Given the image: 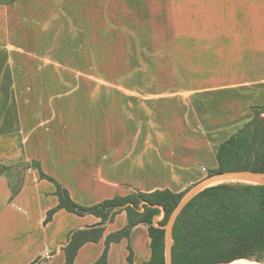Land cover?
Masks as SVG:
<instances>
[{
    "label": "crops",
    "instance_id": "crops-1",
    "mask_svg": "<svg viewBox=\"0 0 264 264\" xmlns=\"http://www.w3.org/2000/svg\"><path fill=\"white\" fill-rule=\"evenodd\" d=\"M262 104L264 0L0 1V163L38 160L79 204L187 189ZM57 203L37 169L13 196L0 175V264H65L68 232L99 218L59 209L44 223ZM126 223L116 214L103 236ZM103 248L86 242L72 264ZM150 257L139 223L107 264Z\"/></svg>",
    "mask_w": 264,
    "mask_h": 264
},
{
    "label": "trees",
    "instance_id": "trees-1",
    "mask_svg": "<svg viewBox=\"0 0 264 264\" xmlns=\"http://www.w3.org/2000/svg\"><path fill=\"white\" fill-rule=\"evenodd\" d=\"M248 109L252 117L217 145V166L208 169V174L234 169L264 171V104L250 105ZM27 168L37 169L40 178L55 185L58 203L47 211L44 223L59 209L99 218L94 225L68 232L62 246L65 264L73 263L83 244L101 238L104 248L94 264H107L110 244L127 238L131 228L139 223L147 226L150 237L151 257L146 264H165L164 226L187 189L180 192L132 189L124 196L115 195L92 205H82L72 200L63 185L44 173L38 160L19 158L0 163V175L8 178L12 196L20 190ZM122 211L126 213V225L104 237L106 225ZM161 211L164 219L155 221ZM128 248L127 260L131 263ZM241 261L264 264V185L222 182L206 187L184 206L175 221L172 263L236 264Z\"/></svg>",
    "mask_w": 264,
    "mask_h": 264
},
{
    "label": "water",
    "instance_id": "water-1",
    "mask_svg": "<svg viewBox=\"0 0 264 264\" xmlns=\"http://www.w3.org/2000/svg\"><path fill=\"white\" fill-rule=\"evenodd\" d=\"M222 182H244L264 185V171H255L250 169H234L226 171H217L208 174L200 181L192 184L187 188L183 196L177 202L174 209L168 216L164 226V243H165V264L172 263V244H173V227L175 221L184 206L201 190L211 185ZM224 264V263H220Z\"/></svg>",
    "mask_w": 264,
    "mask_h": 264
},
{
    "label": "rangeland",
    "instance_id": "rangeland-1",
    "mask_svg": "<svg viewBox=\"0 0 264 264\" xmlns=\"http://www.w3.org/2000/svg\"><path fill=\"white\" fill-rule=\"evenodd\" d=\"M208 175V172L206 171V173H205V175L203 176V177H201L200 179H199V181L201 180V179H203L204 177H206ZM198 182V181H197ZM196 183V182H195ZM194 184V183H193ZM191 186V185H190ZM189 186V187H190ZM164 212L163 211H161L159 214H158V220H156V221H159V220H162V219H164ZM236 264H251V263H249V262H244V261H241V262H239V263H236Z\"/></svg>",
    "mask_w": 264,
    "mask_h": 264
}]
</instances>
